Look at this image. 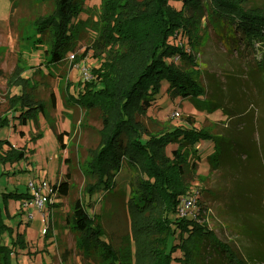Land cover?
Segmentation results:
<instances>
[{
	"label": "rangeland",
	"instance_id": "374dc122",
	"mask_svg": "<svg viewBox=\"0 0 264 264\" xmlns=\"http://www.w3.org/2000/svg\"><path fill=\"white\" fill-rule=\"evenodd\" d=\"M79 1L82 10L76 21L81 22V29L75 33L74 48L62 65L50 68L45 52L35 45L40 44L38 22L55 12L57 0H0V115L8 111L9 97L23 92L21 86L11 83L17 68L22 70V77L31 80L28 92L41 100L46 113L39 115L38 126L35 121L21 124L15 120L0 128V138L27 149V157L21 161L0 164L1 189L27 192L30 179L45 180L52 186L69 183L67 195H53L44 209L45 218L42 211L34 208L35 216L30 219V208L20 207V199L9 200L12 217H7V222L15 235L19 231L24 236V244L13 256L14 264H99L78 248L75 232L64 223L73 203L84 196L89 198L88 184L93 181L86 171L87 161L90 150L100 143L103 126L100 109L76 104L73 97L86 84L96 82L103 63L110 65L117 59H113L117 47L110 54L91 48L102 26V0ZM171 3L181 6L177 1ZM247 5L264 6V0H248ZM203 25L198 44L192 45L196 40L182 31L170 39L171 44L182 46L195 57L196 66L180 56L167 61L198 69L197 80L205 94L199 98H172L165 80L154 105L137 119L154 134L176 127L191 128L194 122V127L214 136L197 145L202 160L189 190L197 201L185 216L195 215L202 207V217L196 216L200 223H205L250 264H264V76L258 65L261 51L246 45L238 33L234 37L226 34L228 29H216L205 17ZM125 65L122 61L118 66L120 75ZM54 127L58 132H68L65 148H60ZM176 146L171 144L168 152ZM217 148L222 154L213 168L208 158ZM119 182L120 186L110 191L102 186L93 194L96 202L91 211L120 247L127 242L131 220L128 196L121 189L125 183ZM0 242L9 244L11 237L4 234ZM206 247L195 262L218 264L221 255L212 246Z\"/></svg>",
	"mask_w": 264,
	"mask_h": 264
},
{
	"label": "trees",
	"instance_id": "16d2710c",
	"mask_svg": "<svg viewBox=\"0 0 264 264\" xmlns=\"http://www.w3.org/2000/svg\"><path fill=\"white\" fill-rule=\"evenodd\" d=\"M171 1L181 6L177 8ZM247 4L248 0H102V26L91 48L110 54L117 47L113 55L117 59L110 65L103 63L96 82L86 84L78 95H73L76 104L100 109L103 126L100 143L90 150L87 161L86 171L93 181L88 184L89 198L77 199L64 219L75 232L77 246L84 255L99 264H197L195 258H201L206 245H210L221 255L218 264H250L198 221L196 216L202 217V207L190 217L179 212L182 198L191 194V181L202 160L197 145L214 136L194 127V122L191 128L176 127L154 134L137 119L154 105L165 80L172 98H199L205 94L197 80L198 69L167 61L180 56L196 66L195 57L182 46L171 44L170 39L182 31L196 40L192 45L198 44L205 28L204 17L216 29H228L226 34L234 37L238 33L246 45L260 50L258 65L264 76V6ZM81 7L79 0H57L55 12L38 22L40 44L35 46L43 49L50 68L62 65L74 48L75 33L81 29V22L76 21ZM122 61L126 65L121 67V76L118 66ZM21 71L17 68L11 83L21 86L23 92L8 98L9 108L0 115V128L15 120L21 124L35 121L38 126L39 115L46 114L41 100L28 92L32 83L22 77ZM54 130L60 148H65L68 132ZM171 144L177 146L168 152ZM26 152V147H16L10 139L0 138V164L19 162L27 157ZM221 154L217 148L209 156L211 167L218 166ZM119 180L125 183L121 189L128 196L131 220L127 242L120 247L91 211L96 202L93 194L102 186L109 191L120 186ZM53 187L63 195L69 193L67 181ZM13 198L21 200L22 208L31 200L29 191L5 192L0 186V238L4 234L11 237L9 244L0 242V264H14L16 249L24 244L22 233L15 235L7 222V217H12L9 200ZM179 251L181 255H177Z\"/></svg>",
	"mask_w": 264,
	"mask_h": 264
},
{
	"label": "built area",
	"instance_id": "2783aa9c",
	"mask_svg": "<svg viewBox=\"0 0 264 264\" xmlns=\"http://www.w3.org/2000/svg\"><path fill=\"white\" fill-rule=\"evenodd\" d=\"M86 75L88 73L84 72ZM85 75V78H86ZM28 191L31 197V200L24 203L23 207L30 208L29 218L32 219L35 216V212H33L34 208L38 209V211H42V216L45 218V207L51 203L53 195L57 194L55 188L51 185V183L47 181H35L30 179L28 182ZM197 201V197H194L191 194L184 196L180 203V214L187 215V210L193 208L194 204ZM185 213V214H184Z\"/></svg>",
	"mask_w": 264,
	"mask_h": 264
}]
</instances>
